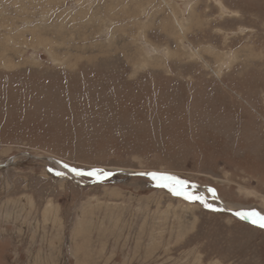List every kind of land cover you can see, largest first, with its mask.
Here are the masks:
<instances>
[{"label":"rangeland","instance_id":"rangeland-1","mask_svg":"<svg viewBox=\"0 0 264 264\" xmlns=\"http://www.w3.org/2000/svg\"><path fill=\"white\" fill-rule=\"evenodd\" d=\"M213 197L264 215V0H0V264H264Z\"/></svg>","mask_w":264,"mask_h":264},{"label":"snow or ice","instance_id":"snow-or-ice-1","mask_svg":"<svg viewBox=\"0 0 264 264\" xmlns=\"http://www.w3.org/2000/svg\"><path fill=\"white\" fill-rule=\"evenodd\" d=\"M64 167H68L67 165H64ZM49 171H52L49 169ZM69 171L75 173L76 175H88L91 177H98L101 175V173H98L97 171H92L88 173H82L74 168L69 169ZM56 175H62L60 172H56ZM106 175V174H104ZM147 175L150 176V178L155 181L157 187L165 188L170 193H172L174 196L182 197L184 200L193 203V202H199L203 204L205 207H209L205 203V198L203 196L194 194V192L189 191V185L186 181L180 180L176 177L170 176V175H158L156 173H148ZM212 192L213 195H215L213 190H209ZM235 215L240 219H248L249 222L252 224L264 228V215H260L256 211L251 212H237Z\"/></svg>","mask_w":264,"mask_h":264},{"label":"bare ground","instance_id":"bare-ground-1","mask_svg":"<svg viewBox=\"0 0 264 264\" xmlns=\"http://www.w3.org/2000/svg\"><path fill=\"white\" fill-rule=\"evenodd\" d=\"M7 67H10V66H7ZM51 163H54L55 167L59 170V171H63V172H68L71 176H78L76 175L75 173L69 171L70 168L68 167H64V165L62 163H59V162H56V161H51ZM3 167V166H2ZM121 172H126L124 170H121ZM213 199H215L217 202V204L219 205V207L222 209V210H225L229 213H234L235 211H233V209H230L229 205H226L224 204L220 199L216 198V197H213ZM237 207V206H236ZM226 213V212H225ZM236 213V212H235ZM248 220V219H247Z\"/></svg>","mask_w":264,"mask_h":264},{"label":"water","instance_id":"water-1","mask_svg":"<svg viewBox=\"0 0 264 264\" xmlns=\"http://www.w3.org/2000/svg\"><path fill=\"white\" fill-rule=\"evenodd\" d=\"M45 160H49L48 158H46ZM116 175H125V176H131L132 174H130V173H126V172H121V171H118V172H116L115 173ZM157 174V173H156ZM114 174H111V175H107V177H109V176H113ZM141 176H144V177H150L149 175H147V174H140ZM159 175V174H158ZM198 190L200 191V192H202V194L204 195V192L202 191V189H200V188H198ZM210 200H214V201H216L215 199H213V198H211ZM232 215H234L235 217H237L236 215H235V212L234 213H231ZM238 218V217H237ZM242 220H244V221H246V222H249V220H247V219H242ZM249 223H251V222H249Z\"/></svg>","mask_w":264,"mask_h":264}]
</instances>
